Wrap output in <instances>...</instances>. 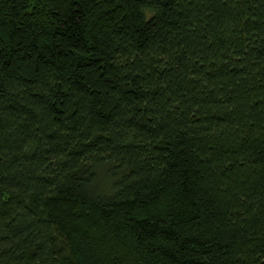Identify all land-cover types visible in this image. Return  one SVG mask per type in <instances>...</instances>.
I'll return each mask as SVG.
<instances>
[{
  "label": "trees",
  "instance_id": "16d2710c",
  "mask_svg": "<svg viewBox=\"0 0 264 264\" xmlns=\"http://www.w3.org/2000/svg\"><path fill=\"white\" fill-rule=\"evenodd\" d=\"M0 264H264V0H0Z\"/></svg>",
  "mask_w": 264,
  "mask_h": 264
}]
</instances>
